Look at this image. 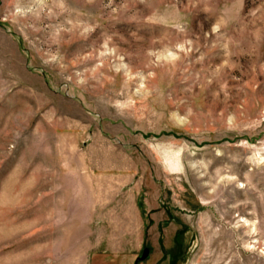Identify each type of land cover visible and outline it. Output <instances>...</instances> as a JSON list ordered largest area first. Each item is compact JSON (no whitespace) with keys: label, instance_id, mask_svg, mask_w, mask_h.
Returning <instances> with one entry per match:
<instances>
[{"label":"rangeland","instance_id":"rangeland-1","mask_svg":"<svg viewBox=\"0 0 264 264\" xmlns=\"http://www.w3.org/2000/svg\"><path fill=\"white\" fill-rule=\"evenodd\" d=\"M147 246L264 264V0H0V264Z\"/></svg>","mask_w":264,"mask_h":264},{"label":"crops","instance_id":"crops-1","mask_svg":"<svg viewBox=\"0 0 264 264\" xmlns=\"http://www.w3.org/2000/svg\"><path fill=\"white\" fill-rule=\"evenodd\" d=\"M130 239H128V240H126V239H122V241H120L119 242V245H117L119 248L117 249V250H119L118 251V253L120 252V253H122V251H121V248L123 249H127L126 251H124V252H126V253H128V254H130V241H129ZM119 253V254H120Z\"/></svg>","mask_w":264,"mask_h":264},{"label":"water","instance_id":"water-1","mask_svg":"<svg viewBox=\"0 0 264 264\" xmlns=\"http://www.w3.org/2000/svg\"><path fill=\"white\" fill-rule=\"evenodd\" d=\"M150 251H151V249H150L149 246L145 247L143 249L142 255H140V256L137 257V259L135 261V264H138L139 261L147 258L149 256V254H150Z\"/></svg>","mask_w":264,"mask_h":264},{"label":"trees","instance_id":"trees-1","mask_svg":"<svg viewBox=\"0 0 264 264\" xmlns=\"http://www.w3.org/2000/svg\"><path fill=\"white\" fill-rule=\"evenodd\" d=\"M95 264H97V263H95Z\"/></svg>","mask_w":264,"mask_h":264}]
</instances>
